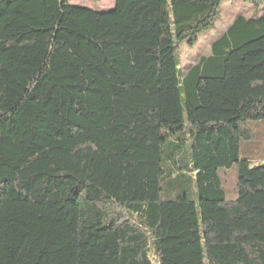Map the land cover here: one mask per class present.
Listing matches in <instances>:
<instances>
[{"label": "trees", "instance_id": "trees-1", "mask_svg": "<svg viewBox=\"0 0 264 264\" xmlns=\"http://www.w3.org/2000/svg\"><path fill=\"white\" fill-rule=\"evenodd\" d=\"M229 1L0 0V264H264V0L178 72Z\"/></svg>", "mask_w": 264, "mask_h": 264}, {"label": "rangeland", "instance_id": "rangeland-1", "mask_svg": "<svg viewBox=\"0 0 264 264\" xmlns=\"http://www.w3.org/2000/svg\"><path fill=\"white\" fill-rule=\"evenodd\" d=\"M70 4L81 7H88L98 11L107 10L112 8L115 0H68ZM75 2V3H73ZM256 14V9L250 3L242 0L229 1L224 3L220 9V15L215 22L214 27L207 33L200 36L199 41L194 47H190L183 43L177 48V59H178V72L183 76L202 56H207L211 53L212 43L218 39L230 26L234 20L240 16L253 17ZM248 124L252 127L254 135L251 139L241 141L240 158L241 159H260L264 160V119L262 120H251ZM187 130V128L185 129ZM189 146L185 147L181 155L183 160L188 161L187 153ZM182 165V163H180ZM179 164H174L173 160L165 159L162 163V168L165 170V179L162 184L165 186L167 180L170 179V175L175 171V168ZM237 178V166H234L228 171L229 182H234ZM166 187V186H165ZM189 183L182 182V184H174L169 191L172 196L183 192L187 189L189 196L194 200H198L197 194L195 193V187L188 189ZM168 189L163 191L165 197L170 195Z\"/></svg>", "mask_w": 264, "mask_h": 264}, {"label": "crops", "instance_id": "crops-1", "mask_svg": "<svg viewBox=\"0 0 264 264\" xmlns=\"http://www.w3.org/2000/svg\"><path fill=\"white\" fill-rule=\"evenodd\" d=\"M73 3H75V2H73ZM78 2H76L75 3V5L77 4ZM115 6V2H114V4L111 6L112 8ZM112 8H107V10H109V9H112Z\"/></svg>", "mask_w": 264, "mask_h": 264}]
</instances>
